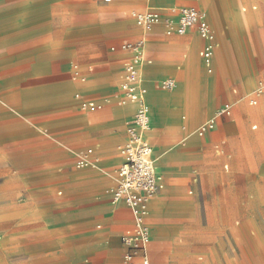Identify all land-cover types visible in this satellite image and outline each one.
Here are the masks:
<instances>
[{
    "label": "crops",
    "instance_id": "crops-1",
    "mask_svg": "<svg viewBox=\"0 0 264 264\" xmlns=\"http://www.w3.org/2000/svg\"><path fill=\"white\" fill-rule=\"evenodd\" d=\"M243 1L257 2L264 12V0ZM7 2V18H0V148H12L32 133L45 134L54 139L60 152L72 155L75 164L77 147H94L91 158L100 159V166L93 170H71L66 179L60 176L43 189L45 194L61 187L58 195L13 208L29 209L25 223L38 220L45 229L40 255L32 257L31 263L123 264L122 235L134 220L131 210L122 202L114 203L112 195L114 174L122 162L118 146L127 140L137 105L118 103L124 63L131 56L121 45L143 38L141 74L151 122L146 136L162 184L149 203L151 263L212 264L218 257L233 264V254L226 247L238 241L239 219H243L241 229L246 231L247 242L253 244L254 231L260 228L256 215H264V91L256 93L264 68L257 80L248 36L254 32L257 17L264 22V14H241L242 0ZM257 4L252 10L258 9ZM187 5L206 13L216 34L213 57L202 58L206 41L197 31L177 34L174 44L154 42L151 36L163 34V24L145 32L132 16L146 9L168 16L174 8ZM205 5L215 9L223 31ZM60 6L72 7L70 13L60 11L55 18L47 13L48 7ZM222 36L225 40L219 42ZM194 39L197 44L192 46ZM90 54L95 70L89 68L82 80L74 77L73 63L84 64ZM219 71L230 83L225 98L217 97L215 90ZM165 79L175 80V88H159ZM78 93L102 103L104 109L93 114L81 111ZM226 104L232 105L231 113L220 116L212 131L199 135L197 128ZM17 115L22 120H16ZM16 126L22 129L15 131ZM22 143L32 146L29 141ZM61 155L51 156L59 172L70 163ZM14 180L9 178V182ZM205 209H215L220 215L215 222L219 247L209 246L206 237L196 238V244L189 241L192 231L206 230L195 220ZM29 247L23 252H33ZM201 252L207 255L205 261L198 258Z\"/></svg>",
    "mask_w": 264,
    "mask_h": 264
},
{
    "label": "rangeland",
    "instance_id": "rangeland-1",
    "mask_svg": "<svg viewBox=\"0 0 264 264\" xmlns=\"http://www.w3.org/2000/svg\"><path fill=\"white\" fill-rule=\"evenodd\" d=\"M7 1L8 0H0V13L3 12L0 14V18L4 19V21L7 18V14L4 12L7 8ZM255 4H257V2H244L242 0L238 6L239 12L243 15L264 14L263 7L259 4H257V10H252L251 6ZM205 6L210 9L218 29L223 31L222 22L217 16L215 9L211 5ZM245 6L249 8L247 12L243 10ZM71 8L72 7L68 6L48 7L47 13H49L52 18H55L60 11L63 13H70L69 10H71ZM262 19L263 18L261 17L256 18L254 32L248 35L249 41L252 45L253 60L257 70V80L262 77V69L264 68V22L261 21ZM51 23L54 24V21ZM162 26L164 28L163 34L159 36L152 35L151 41L160 43L170 42L171 44H174L173 42L177 41L179 36L174 33H168V29L165 25ZM154 28L155 27L148 32H152ZM222 39L225 40L222 36L220 37L219 42H221ZM195 44H197L196 39H194L190 45L193 46ZM216 46L217 44L215 43L214 48ZM229 48H231V45ZM197 56L200 58L198 50ZM93 60L94 57L90 54L89 60L84 64L74 62L73 76L78 77L80 80L84 79L86 76L85 73H88L89 68L92 67L95 70ZM247 63L249 65L248 70L251 71L253 65L248 56ZM208 68L211 69L212 66ZM76 74L78 75L76 76ZM228 84H230L229 81H227L219 71L218 80L215 85L217 97L225 98V94L228 91ZM81 96L80 93L76 95L80 101L81 111L93 114L99 113L104 109L102 103H97L92 99L81 98ZM89 102H94L95 105L100 106L101 108L91 109L89 108ZM223 106L224 105L218 106L214 115L197 128L199 135H201L200 131L202 127L208 123V121L214 119L217 111ZM16 120H22V117L17 115ZM182 126H185V124H181V127ZM21 129V127L16 126L15 131ZM23 141L31 142L32 146L30 147L27 144H23ZM19 142L21 143H16L12 148H0V154L3 157L2 162H0V264H40L39 261L34 260V262L31 263V258L40 255L38 249L40 244L44 242L45 237L43 231L45 229L40 225L41 222L38 220L25 223V219L28 217V214L26 213L29 209L13 208H19L23 205L27 206L31 202H38L41 199L46 200V198L51 197V195H58L59 191L63 190L61 187H55L51 191L46 190L45 194L43 193V189L47 188L49 185L52 186V184H55L56 178H59L60 176L66 179L71 170L83 172L93 170L94 167H78V165L75 164V158L72 155L66 156L65 152H60L58 148L59 146L54 139H51L45 134L32 133L28 138L20 139ZM40 142L44 143L42 146L38 147ZM122 146L123 144L118 146V155L121 154L120 150ZM88 148H91V146L87 145L84 147H77L76 149L80 155L87 154L89 150H92L93 152L95 151L94 147L91 149ZM57 152L62 153V157L60 156L61 159L63 158L62 160L66 159V161L70 162L62 169V172L58 171L59 166H56L57 161L54 158H51V156ZM96 161L98 166H100V159L98 157H96ZM9 178H15V180L9 182ZM30 194H33V196L30 197ZM195 220L202 223V226L205 227L206 230L201 229L200 231H195V233L192 231L190 233L189 241L196 244V238L206 237L209 242H207V244H211L209 246L219 247L216 240L220 239V231L216 229L215 222L217 220L220 221V215L215 213V209H205L199 215H196ZM192 221H194V219H192ZM239 221L240 225L238 226L239 230L237 235L238 241H236L233 246L226 247V252L230 251L233 254L235 259L233 264H264V215H256V222L260 223V228L254 231L255 238L253 244L247 242L245 236L246 231L241 229V222L243 219H239ZM28 246H30L29 248H31L33 252L24 253L23 250ZM200 256L203 257V261L206 260V253L201 252L198 254V258ZM212 264L228 263L226 261L222 262L218 257H215Z\"/></svg>",
    "mask_w": 264,
    "mask_h": 264
},
{
    "label": "built area",
    "instance_id": "built-area-1",
    "mask_svg": "<svg viewBox=\"0 0 264 264\" xmlns=\"http://www.w3.org/2000/svg\"><path fill=\"white\" fill-rule=\"evenodd\" d=\"M136 24L145 32L150 31L158 24H163L168 33L184 35L190 30L197 31L206 41L201 51L204 59L210 58L213 46L216 43V34L210 25L204 11L193 5L177 7L172 14L163 16L153 9L134 11L132 13ZM145 39L137 41H124L122 49L131 53L125 61L123 74L119 84L121 96L118 103L125 105L135 103L137 110L127 128V140L121 147L122 162L116 169L114 178L116 187L113 189L112 199L114 203H124L132 212L133 227L122 235V243L126 247L123 256V264H152L149 257V245L152 231L147 222L149 203L151 199L162 189L160 176L158 175L153 147L146 133L151 127L149 105L147 102V88L143 84L141 65L144 61ZM176 86L173 79H165L158 83L161 89L172 90ZM264 91V76L256 93ZM79 96V95H78ZM256 103L257 100L252 101ZM231 104L220 108L214 119L206 123L200 133L205 135L215 128L217 119L222 115L231 113ZM89 108H101L94 102H89ZM92 150L87 154L78 155V167H97L95 160L91 158Z\"/></svg>",
    "mask_w": 264,
    "mask_h": 264
},
{
    "label": "bare ground",
    "instance_id": "bare-ground-1",
    "mask_svg": "<svg viewBox=\"0 0 264 264\" xmlns=\"http://www.w3.org/2000/svg\"><path fill=\"white\" fill-rule=\"evenodd\" d=\"M214 54H215V49H214V46H213V50H212V54H211V56L213 57L214 56ZM144 55H145V53H144ZM210 56V57H211ZM145 58V57H144ZM210 65V64H209ZM209 71H211V69H209ZM148 94V93H147ZM149 132V131H148ZM149 137V136H148Z\"/></svg>",
    "mask_w": 264,
    "mask_h": 264
}]
</instances>
